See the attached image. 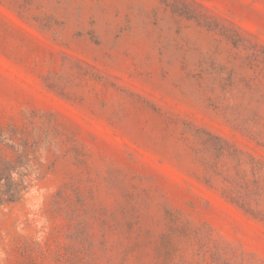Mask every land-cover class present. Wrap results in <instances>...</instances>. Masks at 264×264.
Segmentation results:
<instances>
[{
    "label": "rangeland",
    "instance_id": "1",
    "mask_svg": "<svg viewBox=\"0 0 264 264\" xmlns=\"http://www.w3.org/2000/svg\"><path fill=\"white\" fill-rule=\"evenodd\" d=\"M0 264H264V0H0Z\"/></svg>",
    "mask_w": 264,
    "mask_h": 264
}]
</instances>
